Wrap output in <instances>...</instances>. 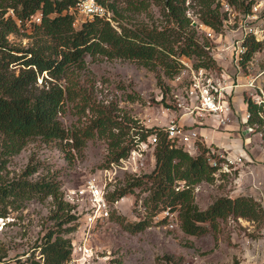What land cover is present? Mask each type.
Masks as SVG:
<instances>
[{
    "label": "trees",
    "instance_id": "trees-1",
    "mask_svg": "<svg viewBox=\"0 0 264 264\" xmlns=\"http://www.w3.org/2000/svg\"><path fill=\"white\" fill-rule=\"evenodd\" d=\"M110 15L87 16L79 25L70 8L76 0H0V160L20 152L29 139L40 137L52 141L68 155L82 151L95 137L107 139L108 152L101 166L118 161L129 154L140 140L157 135L152 154L154 166L140 174H125V184L116 186L108 199L114 202L121 196L147 191L144 204L146 215L131 220L115 215L121 225L136 232L153 223H165L176 212L181 228L190 234L202 235L219 228L220 221L229 216L245 217L264 222V204L251 194L219 195L206 208L195 200V187L202 181H214L215 172L223 158L212 151L211 145L200 143L199 152L193 154L183 145H176L165 126H145L127 113L117 114L113 104L99 102L90 84L81 79L86 67V56L133 59L156 69L161 67L168 75L181 69L179 58L194 57L195 67L221 68L211 55L213 46L208 36L201 38L199 22L188 14L189 6L196 1L200 22L221 32L225 26V12L220 0H96ZM248 13L255 0H228ZM157 5L165 23L125 21L130 14L145 12ZM41 13V21L26 26L17 18ZM6 14V15H5ZM116 22H114V21ZM32 28V40L26 46L10 42L9 33L19 27ZM245 49L241 53L243 68L263 42L253 34L244 36ZM12 65V66H11ZM42 81L39 82V78ZM251 115L248 122H262L260 106L245 96ZM71 103L83 122L71 127L61 119ZM213 145V144H212ZM216 157V164L209 160ZM2 160L0 171L3 167ZM28 166L26 174L36 170ZM52 195L56 209V224L49 229L33 251L20 264H67L73 252L74 238L66 234L77 227V206L64 200L61 183L55 178L33 180L26 176L5 179L0 174V216L8 215V205H23L26 200L43 199ZM159 215V218L154 219ZM112 217V215H111ZM73 222L70 226H64ZM39 249L40 257H36ZM232 264H243L235 260Z\"/></svg>",
    "mask_w": 264,
    "mask_h": 264
},
{
    "label": "rangeland",
    "instance_id": "rangeland-1",
    "mask_svg": "<svg viewBox=\"0 0 264 264\" xmlns=\"http://www.w3.org/2000/svg\"><path fill=\"white\" fill-rule=\"evenodd\" d=\"M220 1L221 9L226 14L225 26L221 32L212 30V35L207 25L199 20L197 10L200 6L196 5V1L188 9V14L199 22L201 38L208 36L212 40L211 55L221 66L208 70L222 84L256 77L255 82L264 85V33L260 35L262 48L243 68L239 60L243 52L240 48L246 30L247 13L228 0ZM70 11L75 15L76 25L87 17L75 6ZM1 12L0 8V17ZM250 12L255 14L252 22L264 32V0H255ZM132 18L136 22L165 23L157 5L134 16L129 14L124 20ZM33 31L22 26L9 33L8 38L17 46H26L32 40L30 34ZM188 60L194 65V57ZM81 79L90 84L99 102L113 104L117 114L127 113L137 119L139 124L165 126L174 119L187 127L196 128L199 131L196 145L182 144L193 154L199 152L198 145L203 142L211 145L212 151L242 156L239 162L225 163L224 172L221 171L214 181H202L196 185L195 200L199 207L206 208L219 195L238 194L254 195L264 204V121L262 125L257 124L255 131L247 130L244 101L249 90L245 86H235L225 91V101L230 105V111L225 121L221 122L218 115H198L196 111H190L196 101L185 89L188 74L185 75V82H178L174 75L166 74L161 67L152 69L133 59L87 55ZM38 81L41 82L42 77ZM179 102L184 104L179 105ZM84 118H79L71 103L61 114L67 127L83 122ZM218 137H222L223 141L218 140ZM152 150L150 146L146 152V165L142 172L150 171L154 166ZM107 152L108 144L104 137L90 139L82 151H74L72 156L52 141L33 137L20 152L5 157L7 159L0 174L5 179H16L23 175L33 180L55 178L61 183L63 199L69 200L67 192L83 185L87 179L95 175L103 179L104 167L101 164ZM5 158H1L0 164ZM28 166H36V170L26 174ZM125 176L118 172L116 179L107 183V194L116 186L125 184ZM147 194V191L137 187L135 192L111 202L112 217L100 223L95 230L93 243L98 256L90 264H232L235 260L243 264H264L262 221L229 216L220 221L216 231L195 235L181 228L175 212L165 223L151 222L136 232L125 229L115 215L119 214L131 221L143 217L147 213L144 204ZM69 202L76 208L78 203ZM85 207L83 204L80 210ZM7 209L8 218L0 223V264H20V260L24 261L44 234L55 226L53 214L56 203L53 196L49 195L43 199L26 200L19 207L9 204ZM76 210L78 212L79 208ZM157 218L159 215L154 217ZM71 224L73 222L64 226ZM79 234L76 227L66 235L76 240ZM40 256L37 249L36 257Z\"/></svg>",
    "mask_w": 264,
    "mask_h": 264
},
{
    "label": "built area",
    "instance_id": "built-area-1",
    "mask_svg": "<svg viewBox=\"0 0 264 264\" xmlns=\"http://www.w3.org/2000/svg\"><path fill=\"white\" fill-rule=\"evenodd\" d=\"M74 6L79 12L87 16H92L94 14L108 16L109 13L107 8L96 0H76ZM254 16L255 14H251V12H248L246 15L245 35L253 34L257 39H260V35L264 32L259 29L257 24L252 22L253 18H255ZM40 21V12L32 14L25 19L17 18L19 24L25 23L26 26ZM207 28L210 35H212L213 29L208 25ZM243 39L244 37L242 41ZM240 49L241 51L245 49L243 43ZM179 59L181 61V69L174 75V78L178 82H185V75L188 74L189 79L186 82L185 89L189 96L195 98L196 101L190 109L191 112L196 111L198 115L204 113L215 114L218 115L219 120L223 122L230 111V105L225 101V91L235 86H245L249 90L248 96L251 101L260 106L258 113L264 121V85L257 84L255 82L256 77H249L247 81L222 84L219 78L216 79L211 75L208 68L195 67L187 57H181ZM183 104V102H179V105ZM250 115L251 113L247 108L245 112L247 130L253 132L256 130L257 124L262 125L263 121L254 123L248 122ZM165 130L168 137L176 145H196L195 141L198 138L199 131L194 127H187L181 122L172 119L165 125ZM156 141V134H151L147 139L138 141L127 156L121 157L118 161H112L108 166L103 168V179L100 175H95L87 179L83 185L67 192L68 199L73 203H78L77 209L79 208V210L77 213L79 218L77 219V232L80 233L79 237L74 240L73 252L67 264H90L95 257L98 256V250L93 243L95 230L100 223L111 217L112 210V203L108 199L106 190L107 183L115 180L118 172H122L123 175L127 173L140 174L146 165V152L150 146L154 147ZM217 153L223 158V161L221 162L222 166L215 172L216 177L223 171L225 163L230 164L242 160L241 155H233L229 152L226 154L221 151H217ZM209 160L214 164L217 162L216 157L213 155H209ZM83 204H85L86 207L80 210V206ZM161 214H168L170 218V216L175 215V212L165 209ZM6 218H8V216H0V223L5 222Z\"/></svg>",
    "mask_w": 264,
    "mask_h": 264
},
{
    "label": "crops",
    "instance_id": "crops-1",
    "mask_svg": "<svg viewBox=\"0 0 264 264\" xmlns=\"http://www.w3.org/2000/svg\"><path fill=\"white\" fill-rule=\"evenodd\" d=\"M244 107L247 110L248 107H247V102L246 101H244ZM217 139L220 140V141H223V140H221L222 137H218ZM216 142H217V140H216ZM218 143H220V142H218Z\"/></svg>",
    "mask_w": 264,
    "mask_h": 264
}]
</instances>
